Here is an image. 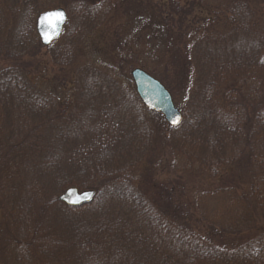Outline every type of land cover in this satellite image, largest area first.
I'll return each mask as SVG.
<instances>
[{"label": "trees", "instance_id": "trees-1", "mask_svg": "<svg viewBox=\"0 0 264 264\" xmlns=\"http://www.w3.org/2000/svg\"><path fill=\"white\" fill-rule=\"evenodd\" d=\"M52 1L0 0V200L5 197L4 184L8 182V174L1 175L21 159L23 166L35 172L36 186H27L36 189L38 199L46 191L44 183L51 181L47 176H52L61 188L70 185L95 189V199L100 201L94 207L100 206L93 211L89 205L68 208L52 200L54 196L40 199L43 206L58 202L84 219L81 223L87 233L75 242L80 255L70 259L69 264H80L82 260L104 262L120 256L137 264H194L199 260L244 264L261 259L264 221L262 225L257 221L264 220V0H215L211 9L215 18L203 19L202 27L197 29L189 19L193 3L184 6L180 0H166L151 6L155 13L152 27L166 42L169 68L185 74L183 120L178 127L168 128L170 137L166 142L178 158L169 165L201 179L230 175L235 178L230 192L240 189L251 202L250 209L244 206L247 211L241 219H227L212 226L213 232L218 229L215 238L197 232L188 211L154 200L136 170L128 171L125 166L101 170L98 155L126 150L130 143L131 148L141 144L142 115L157 117L140 104L129 86L125 95L139 115L136 122L123 112L119 116L104 113V123L92 142H71L70 132L57 124L61 114L50 107L52 95L41 91L31 76L37 68L39 47L43 48L34 35L35 17L48 11V2L53 4L48 8L66 11L68 20L61 35L46 49L56 64L69 65L92 30L103 28L114 13L118 15L121 0ZM12 38L17 51L11 48L6 53L4 44ZM23 41L32 47L20 51ZM5 61L8 65L1 66ZM93 72L97 73L95 68ZM111 82L88 73L76 75L73 85L90 90L89 83L106 91L117 85L112 78ZM36 111L44 115L30 118L29 114ZM151 146L135 151L138 154L140 149L144 155L145 167L154 150ZM180 160L183 162L179 166ZM84 170L88 175L80 182L76 177ZM28 188L27 192L33 194L34 189ZM21 200L12 196L9 203L13 201L12 207L19 214L35 219L34 212L21 211ZM113 201L118 203L116 208L110 204ZM1 203L0 219H5L6 206ZM253 213L260 215L258 220ZM26 228L31 238L23 246L30 251L34 248L44 264H55L54 253L49 251L54 231L44 227L38 239L36 228Z\"/></svg>", "mask_w": 264, "mask_h": 264}, {"label": "rangeland", "instance_id": "rangeland-1", "mask_svg": "<svg viewBox=\"0 0 264 264\" xmlns=\"http://www.w3.org/2000/svg\"><path fill=\"white\" fill-rule=\"evenodd\" d=\"M53 1L55 2V0ZM159 1L166 2V0H121L118 15L114 13V17L103 28L98 29V27H95L97 29L95 32L92 30L88 39H85L79 45L80 47L76 50L74 57H71L69 65L56 64L51 53L45 47H39V53L37 58H35L38 59L37 68L31 75L32 80L38 84L41 91L52 95L51 100L53 102H50L53 104H50V107L55 114H61V119L56 122L57 124H62L68 130L67 132H70L69 140L71 142H92L95 136L98 135L99 127L104 123L102 120L104 113L110 112L113 116H119L123 112L132 116V121L134 122L140 119L138 113L135 112L131 98L127 96L126 92L127 86L134 90L130 73L136 68L143 70L164 85L171 94L175 106L181 113L184 112L186 97L182 95L184 90L182 81L185 74L180 71L173 72L169 68L168 56L164 49L166 42L152 27L155 13L151 6H156ZM180 1L184 6L193 3L195 8L193 15L189 19L190 21L193 19V23L195 22L194 29L202 27L203 19L215 18L211 10L213 5H216L214 3L215 0ZM49 3L51 2H48L45 6V10L55 8H48L49 5H53ZM35 19L33 21V31L37 38ZM73 20L75 22L77 19ZM25 42H22L20 51L23 47L27 50L32 47V44L25 45ZM15 45L17 44L14 38L7 40L3 50L6 53H9L8 50L11 48L12 51H17V47H14ZM8 63L5 61L1 66L4 67ZM93 67L97 73L93 72ZM88 73L97 74L100 79L105 81L110 80L111 84L112 78L117 85H114V88L106 89V91L101 87L98 89L89 83L88 87L91 88L90 90L82 89L80 85L76 88L73 85L75 76ZM43 115V112L36 111L30 113L29 117L35 118L39 116L38 119H40ZM151 115L153 114L151 113ZM141 120L143 131H140L139 136L144 139L141 144L138 142L131 148L133 143H130L126 150L121 149L119 150L120 152L117 151L116 153L111 151L101 153L97 156L99 157L101 170L105 169L107 171L108 169L110 171L116 166H125L128 171L134 170L135 172L136 170L137 177H141L149 187L154 200L161 201L166 205L181 207L188 211V216L191 217L195 230L204 237L215 238V234L219 235V233H217L218 229L213 232L212 226L221 224L227 219L239 220L247 211L244 206L247 209L252 207L250 200L244 197V191L237 189L233 194L230 192L229 188H234L232 182L235 180L230 175L216 179H201V177L195 176L193 172H183L179 170L180 168L171 167L169 164L174 158L178 157H176L177 152L175 151L174 153L166 144L170 137V132L163 118L159 114L155 118H147L142 115ZM147 128H153V133H149L146 130ZM147 144L152 145L151 149L154 150L150 154V161L148 160L150 162L149 166L145 167L142 162L144 155L140 153V149L138 154L135 151L137 147L145 148ZM127 160H131L130 164L126 163ZM181 162L183 160L178 162L179 166ZM23 163L22 159L19 160L14 168L4 171L1 175L2 178L8 174V182L4 184L5 197L3 196L2 200H0L3 207L6 206L5 219H0V264H44L42 256L38 252L35 253L34 248L30 251V249L27 250L23 246L31 238V234L26 228L27 225H32V228H36L38 239L41 237L44 227L51 228L55 233V239L50 237L49 241L52 246H50L49 251L54 253L55 264H69L68 261L70 259L72 260L75 256L80 255L75 242L82 233V236L87 233V228L85 231V226L82 225L84 219L74 214L71 210L64 208L61 204H57L58 202L43 206V201L40 199L46 197L51 199L54 196L52 200L57 201L66 188L73 186L69 185L61 188L52 176H47L51 181L44 183L46 191L41 192V198L38 199L36 189L29 187L34 189V193L31 194V190L27 186H36L35 172H32L26 164L23 166ZM85 170L88 171L87 168ZM85 170L76 177L78 181L82 182L87 177L88 174L85 173ZM78 181L76 182L81 184ZM2 182L4 183L3 180ZM41 184L43 183L41 182ZM26 187L29 190L28 192ZM77 189L79 192L92 190V188L86 189L81 188V186ZM92 191L96 195L95 189ZM12 196H19L22 199L20 202L23 203L21 211L34 212L35 219L31 215H29V218L24 213L19 214L12 207L13 201L9 203ZM7 197L8 200L6 201ZM94 199L89 204H86L91 207L92 211L100 206L94 207L98 204L100 198ZM5 201L8 203L5 204ZM110 204L112 208H116L118 205L114 201L110 202ZM252 216L257 220L260 217L258 213H253ZM84 218L87 220L86 215ZM261 221L264 220L260 218L257 222L262 225ZM77 233H79V236ZM63 236H66L64 238L67 241L63 239ZM227 237H230V235H227ZM37 254H39L38 258ZM263 263L264 256L259 260L248 261L244 264ZM80 264H137V262L134 263L129 257L120 256L112 257L104 262L96 260L86 262V260H82ZM194 264L219 263L199 260Z\"/></svg>", "mask_w": 264, "mask_h": 264}, {"label": "water", "instance_id": "water-1", "mask_svg": "<svg viewBox=\"0 0 264 264\" xmlns=\"http://www.w3.org/2000/svg\"><path fill=\"white\" fill-rule=\"evenodd\" d=\"M56 13H61L57 17ZM67 23V14L64 9L56 8L40 13L35 19V33L43 47H49L62 33ZM135 94L142 106L162 116L170 128L178 127L183 120L182 113L174 105L171 94L155 78L140 69H133L130 73ZM95 197V192L85 190L79 192L70 187L64 190L58 201L67 207L77 208L89 204Z\"/></svg>", "mask_w": 264, "mask_h": 264}, {"label": "snow or ice", "instance_id": "snow-or-ice-1", "mask_svg": "<svg viewBox=\"0 0 264 264\" xmlns=\"http://www.w3.org/2000/svg\"><path fill=\"white\" fill-rule=\"evenodd\" d=\"M54 15H56L57 17H61L62 18V14L61 13H56Z\"/></svg>", "mask_w": 264, "mask_h": 264}]
</instances>
